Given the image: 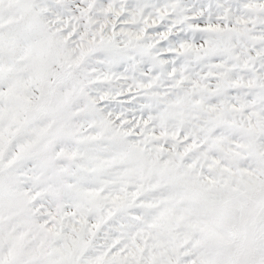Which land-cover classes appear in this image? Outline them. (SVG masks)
<instances>
[{"label": "snow or ice", "instance_id": "snow-or-ice-1", "mask_svg": "<svg viewBox=\"0 0 264 264\" xmlns=\"http://www.w3.org/2000/svg\"><path fill=\"white\" fill-rule=\"evenodd\" d=\"M0 264H264V0H0Z\"/></svg>", "mask_w": 264, "mask_h": 264}]
</instances>
